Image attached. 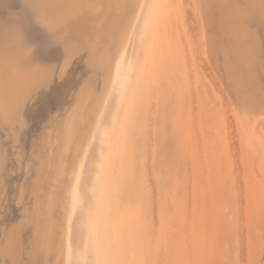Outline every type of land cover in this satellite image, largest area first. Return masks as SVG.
I'll list each match as a JSON object with an SVG mask.
<instances>
[{"label":"rangeland","instance_id":"rangeland-1","mask_svg":"<svg viewBox=\"0 0 264 264\" xmlns=\"http://www.w3.org/2000/svg\"><path fill=\"white\" fill-rule=\"evenodd\" d=\"M155 1L145 0V6L138 14L124 50L123 66L126 68L132 62L135 64L128 70L127 89L123 97L114 95L107 103L100 124L106 136L98 139L100 134L97 133L83 163V172L77 185L79 206L74 210L69 224L73 259L74 255L79 256L74 264H264V119L259 120L263 116L258 114L261 108V114L264 115V105L256 112L258 103L254 102L255 97L264 103V86L260 84L264 81V21L259 14L261 12L253 10L252 0H227L225 6L221 0H179V3L177 0H159L161 6L165 2L167 14L171 11V4L174 9L171 16L175 11L177 15L179 12V19H176L179 22H174L170 27L175 20L168 19L170 22H165V19L155 18ZM237 1L242 3L243 9L253 11L250 15H242L243 20L260 37L257 53L261 63L256 65L255 81L249 85L244 77L245 61L241 56V48L228 29L231 26L230 14L234 12ZM26 3L23 0H0L1 32L6 27L9 30L16 23L15 17L26 16L29 22H35L33 10ZM200 4L203 5L202 10ZM219 7L224 11H220ZM168 23L170 28L179 23L178 28L184 29L183 36L181 28L178 29L181 34L178 33L177 38L181 37L179 40L173 37L177 33L174 30L176 28L169 30L168 27L165 30ZM202 30L205 34L201 33ZM165 31L169 33L165 34ZM46 34H50L49 31ZM213 34L216 36V40L213 36L216 45L209 42L213 41ZM47 35L48 42L53 41L51 34ZM163 36L166 40L162 39ZM184 36L186 41L182 40ZM34 37L31 41L38 42L39 36L34 34ZM109 39L105 41L110 48L114 46L112 50H116L118 42L110 43ZM178 46L180 50L183 49L181 53L185 52L182 53L184 56ZM215 46H218V51ZM220 46H224L223 49ZM213 47L217 52L216 57ZM39 52L43 58L54 54L53 50L44 48H40ZM209 54L212 59L207 58ZM212 65L221 69L222 76L220 70L217 73ZM141 81L146 82L145 88ZM71 82L69 79L68 85L63 86L56 80L52 84L53 90L43 89L36 95L30 104L34 106V113L29 112L26 117V122L30 121L28 139L24 140L23 147H19L21 143H12L15 148H23L24 159L20 156L23 163L21 176L23 181L26 180L24 184H28L27 187L32 186V192L36 188L35 194H41V189L43 194L49 186L47 175L50 167L44 163L45 152L35 153L33 149L51 146L46 139L48 129L57 133L56 122L48 121L52 117L53 106L62 109L70 93L75 90L77 95L81 87V80H77L76 85ZM131 85L139 89L134 90ZM142 88L143 92L147 89L144 95L139 91ZM68 100L71 103L72 99ZM237 105L245 109L237 108ZM237 109L243 111H239V114L246 112L243 117L245 120L249 116V122L261 125L257 124L256 128L251 123L255 127L249 128L247 120L248 125L244 119L240 121L241 116L238 118ZM254 109V114L249 113ZM255 115L260 118L254 121L251 116ZM243 129L247 130L246 133L252 129L248 137L254 132L250 141H254L262 151L255 149L256 146L252 147L253 143H246L247 134H244ZM18 155L17 152L15 156ZM39 159L41 165H45L42 167L39 164L42 170L46 172L49 169L46 174L43 172L42 175V170H39L36 175L33 165ZM11 161L8 167L10 165L12 170L17 169ZM28 161L32 162L29 164ZM24 166H29V169ZM9 175L7 179L4 178L6 183L0 180V241L14 236L11 242L17 243L6 249H9L7 253L10 255L4 254L0 246V264H15L20 245L26 240L24 244L29 246L28 234L33 236V219L27 220L29 224L25 223L24 229L23 223L16 227L17 224L13 222L17 219L2 214L5 208L11 207L14 199L12 188H9L14 181L9 184ZM38 175L45 182L40 179L42 187H39V191L37 187L40 182H32ZM29 202L28 210L34 205L32 196ZM4 224L10 225L9 229ZM1 225L5 230H1ZM6 229L7 234L10 232L8 236L3 234ZM41 244V240L33 243V253L27 264H41L46 259V250L43 249L44 254Z\"/></svg>","mask_w":264,"mask_h":264},{"label":"bare ground","instance_id":"bare-ground-1","mask_svg":"<svg viewBox=\"0 0 264 264\" xmlns=\"http://www.w3.org/2000/svg\"><path fill=\"white\" fill-rule=\"evenodd\" d=\"M23 1H26L31 6L29 7L32 8L31 10H33L35 22L34 23L29 22L28 17L26 16H22V17L20 16L18 17L19 18L18 20V18L16 19L15 17L16 14H15L14 20H16L15 21L16 23L14 24L13 23L14 21H13L12 24L14 25L11 26L9 30H8V27H6V29H4L2 32L0 31V180L3 183H6L4 178L7 179V175L10 174L8 177L9 184H11V181H14L13 186L9 187L10 190L12 188V192H13L12 196H14L13 203L11 204V207L9 209L5 208V210L2 211V214H4L7 218L17 219L16 221L13 222V224H17L15 225L16 227H18V225L21 226L20 224L22 223H23L22 226L25 223H28L27 220H29L30 218L33 219L32 230H31L33 232V236L28 234L30 236L28 241H30L31 244H29L28 246L24 244L26 240L25 242L22 241L23 243L20 245V250L17 254L18 257L16 258L17 261H14L15 258L11 259L12 261L15 262V264L16 263L18 264V261H19V264L20 263L27 264L28 258H30V256L33 253L32 252V250L34 249L33 243H37V241L39 240L42 241V244L40 246L43 245V248L40 247L41 250L43 251L44 248H45L44 250H46V254H45V251H43L44 254L46 255V259L44 258L41 264H74L75 260L76 261L79 260V256L74 255L75 259H73L72 254L74 253V251H72V248L70 246L69 224H70V220H71L74 210L79 206V203L77 201V185L79 183L81 172H83L82 171L83 163L90 150L91 144L94 143V140L96 139L97 133L99 132L100 134L98 139L99 138L102 139L106 136V131L100 128V124H101V119L106 110L107 103L109 102L111 97L114 95H117L118 97H121V96L123 97V94L127 89L128 76H129L128 70L131 68L133 62L131 65L127 66L126 68L123 66V57L125 53L124 50H125V47L127 46L126 44L128 43V40L130 38V34H131V31L133 30L135 21L137 17L139 16L138 14H140L143 6H145V0H23ZM177 1L179 3V0ZM214 1L218 2V0H214ZM226 1L227 0H221V3L223 6L227 4ZM246 1L249 2V0H246ZM156 3L157 4H155V7L153 9L154 14L156 15L155 18L165 19V22L169 21L170 19L171 21L175 20V21H172V23L170 24V27L172 26V24H174V22L176 23L179 22L176 20V19H179L178 18L179 12L177 15V11H175V14H172L171 16V12L174 13V11H172L173 9V7L171 6L172 4L169 6V8L171 7L170 8L171 11L169 8H167L170 11V13L167 14L165 12L167 11L165 9L166 8L165 2H164V6H161V3L159 0H157ZM201 5L202 4H200V10H202ZM215 5H218V4H215ZM251 5H252V8H254L253 10H257L261 12L259 14H261L262 19L264 21V0H252ZM223 8H220L219 10L224 11L222 10ZM143 12H144V9H143ZM205 12L207 13V11ZM251 12L253 11L243 9L242 3H240V1H237L234 12L230 14L231 22L229 24H231V26L230 28H228L229 31L234 36L235 42L241 48V56L243 60L245 61L244 77L248 80L247 82L248 85L252 84L255 81L254 80V76H256L254 75L255 68L257 71L256 65L258 63H261L259 59V55L257 53V46L260 40L258 32L252 29L246 22H244L243 16H242L245 14L250 15ZM166 14L168 16L165 17ZM173 15L175 16L174 19L172 18ZM201 17L203 18V13ZM226 17H229V16L226 15ZM202 18H200V21L202 20ZM208 18L209 17H207V22H208ZM182 19L180 18V20ZM202 22L204 21L202 20ZM180 24L183 25L182 23ZM148 25L150 24H147V26ZM205 25L207 26L206 23ZM176 26L177 24L173 25L172 27V28H176L174 30L177 33L173 32L176 36L172 33V31L171 33L174 35L173 37L177 38V36L180 34L179 30L181 27L178 28L179 23H178V26L177 27ZM168 27H169V23H168V26H165V30H167ZM170 27H169V30L172 29ZM45 29H47V32L49 31L53 41L49 40L48 42L47 39L49 38L48 35L50 34L48 35L46 34L48 36V38L46 39L45 33L47 32H45ZM203 30L201 31V33L205 34ZM181 31H182L181 34L183 36L184 29L181 28ZM168 33H166L165 31V34H168ZM28 34H30V36ZM34 34H37L39 36L38 42L31 41V38L34 37ZM145 34H147V28L145 29ZM207 34L209 35V33ZM31 35H33V37ZM213 36L214 34L212 35V39H213ZM185 37L186 36H184L182 40L184 39V41H186ZM204 37L206 39V35ZM214 37L216 40V36ZM107 38L108 39L111 38V40L109 39L110 43H114L113 41L118 42V46H116L117 47L116 50H112L114 46L113 47L111 46V48L109 47L108 42L105 41L107 40ZM165 38L166 37L164 36L162 37V39H165ZM178 38H181V37H178ZM178 38L177 40H179ZM54 40H56V42ZM173 40H174L173 44H175L176 41L174 38ZM203 41H205L204 38H203ZM206 41H208V39H206ZM209 42L211 43L214 42L213 44L216 45L214 39L213 41L210 40ZM35 43H36V46H35L36 48L34 47ZM209 44L210 43H208V45ZM185 45L186 44H184V51H186ZM6 46L9 48L8 49L5 48ZM179 47L180 46H178V48ZM211 47H210V50L212 49ZM223 47L221 48L223 49ZM40 48L53 50L54 54L49 57L45 56V58H43L40 54L42 50L39 52ZM217 48L218 46L216 47V50ZM213 49L215 50L214 47ZM182 50L183 49L180 50L179 48L180 53ZM214 50L212 51L214 52L213 54L216 57V54H215L216 50L215 51ZM213 54L211 55L214 56ZM188 57L189 56H187V60L185 59L186 61H188L189 59ZM209 57H210V54L209 56H207V58L209 59ZM185 58H186V55H185ZM214 61H215V58H214ZM135 62H137V60ZM216 62H218V59H216ZM212 63L213 62H211L210 64ZM218 69L220 70V73ZM216 70L218 71L217 73L221 74L220 68H216ZM135 71L137 72V70ZM233 72H235V70ZM220 76H222V74ZM234 76L236 77L235 74ZM69 79H71L72 81L71 83L72 84L74 83V85L78 84L76 82L77 80H81V87L78 89L77 95H76L75 90H73V93H70L71 96L69 95L70 97L67 98V101H65V104H64L65 106L62 109L60 108L58 109L57 107L53 106L52 117L49 120L47 119L49 122H56L55 126L57 128L56 134H54L53 130L48 129L49 131H48L46 140H47V143H50L51 146L48 147L46 145V147L44 146L42 149L40 148L33 149V152L35 153L45 152V157H43L45 160L44 163L46 165L48 164V166L50 167V170L48 169L49 172L47 175L49 186H47L43 194H42V189H41V194H35L36 188L34 187L35 189L32 192V188H31L32 186L27 187L28 184L27 185L24 184L26 180L23 181L24 178L23 176H21V174L23 173L21 171V168L23 167L22 165L23 163L21 161L22 158H20V156H22L23 159H24V156L22 154L23 148H19V147H23L24 140L28 139L27 128L29 126L30 121L26 122V117L29 114V112H31V114L34 113L33 112L34 106H31L30 104L33 102L34 99H36L35 98L36 95H38L43 89L51 88L53 90L54 86H52V84L56 82V80H59L61 82V85L63 86L68 85ZM238 80L239 79H237V81ZM260 84H263L264 86V81L261 82ZM74 85H71L72 88L75 87ZM254 85L255 84H253L252 86ZM145 87H146V82L144 83V88ZM136 89L138 90L139 88H136ZM136 89L134 88V90ZM146 90L144 89V92H143V88H142V91L141 90L139 91L143 93L144 95ZM136 94L139 95L140 93H135V95ZM74 95H76V97L73 99ZM131 97L132 96L130 94V98ZM69 98L72 99L71 103H68ZM141 98L139 100H141ZM139 100L137 102H140ZM254 102L258 103L257 105L258 107H255V109L257 110L258 108V110L256 111L254 109V111L252 112H249L251 111L249 110L248 112L251 114H254L253 112L255 111L259 112L260 106L263 107L262 105H264V103H262L260 100H256L255 97H254ZM234 105L236 106L235 103ZM238 107L245 109L242 106L237 105V108ZM248 109H250V107ZM239 111H242V110H239ZM239 111L237 112L238 118L241 116L240 121H243L244 119L243 117L246 114V112L245 114L240 113L241 114L240 115ZM261 113L262 112L260 108V112L258 114H260L261 117L262 116L264 117V115H262L263 113L262 114ZM91 115L92 116L94 115V116L92 117ZM256 115L255 117L251 116V119H254L255 121L256 118L258 119L260 118V117H257ZM263 117L259 120L264 119ZM246 118H248V120L247 119L246 120L249 122L250 117L246 116ZM246 120L244 119V121ZM247 121L246 123L248 125ZM249 123L250 124L248 127L250 128L252 127L251 125L252 122H249ZM254 123L252 124L255 125ZM257 124L258 123H256L255 125L256 128H257ZM245 125H242V127L243 126L244 128L247 127ZM253 127L252 129H254ZM252 129L249 133H246L247 130L243 129L244 134L245 135L247 134V138H248L247 139L245 136L246 143L251 144V145L254 141L252 142L250 141V139L253 136L254 132L251 135H249V137H248V134L252 132ZM257 132L255 131V133ZM262 134L261 136H263ZM8 137H10V139H8ZM12 138L13 140H11ZM263 140H264V136H263ZM12 143H16V144L21 143V145L18 148H15L12 146ZM254 144L255 143H253L252 147L256 146V144L255 145ZM254 148L255 149L258 148L259 151H262L260 147L256 146ZM258 150H255V151L258 152ZM17 152L19 153V155L15 156ZM234 153H236V151ZM13 159L15 160L13 161ZM10 160H12L11 162H14L15 165L17 166V169H13L14 172L12 170L13 167L10 168V165L8 167V164H10L9 163ZM32 161H30V163ZM258 161H260V159ZM41 162L42 161L39 159L36 163H34L35 165H33V163L31 164L35 167L36 175L38 174L39 170H42V168L40 167L42 166ZM14 163L12 164L14 165ZM24 167L26 168V166ZM27 168L29 169V166H27ZM10 170L12 171V173H10ZM19 171L21 173H19ZM26 171L28 172L29 170H26ZM31 171H33L32 168H31ZM47 171L44 172L42 170V175H43V172L46 174ZM37 178L39 180L36 181ZM41 178H39V175H38V177L35 176V179L33 178L34 180L32 181L34 183L38 181L40 182V183L38 182L39 186L38 184H37L38 187L36 186L38 188V191H39V187L41 186L40 185L42 181ZM48 184L46 182V185ZM3 196H6V195H3ZM31 196L33 197L34 205L32 208H30V210H28V204L30 205L29 199L31 198ZM6 225L4 224L3 226H6ZM3 226L1 225V227ZM9 226H8V229H9ZM11 226H14V225H11ZM2 229H4V227L1 228V230ZM8 229H6L4 233L2 232L3 234H5V236L7 234ZM20 230L22 231L23 229L21 228ZM12 232L13 231H11V234ZM14 233H16V230H14ZM3 234H2V237H3ZM8 235H10V232L9 234H7V236ZM13 237H11V239ZM20 237L22 238V236ZM11 239L6 237V241H0L2 242L0 245L2 248L1 250L3 251L4 254H9L7 253L9 249L8 251L6 249L10 248L11 244L15 245L17 243V242L16 243L11 242ZM13 241H14V238H13ZM37 247H38V244H37ZM11 249H14V248H11ZM35 250H36V247H35ZM39 253H41L40 250H39ZM40 255L42 256L43 253ZM7 258L5 259L6 261H8ZM32 261L33 259L31 260V262Z\"/></svg>","mask_w":264,"mask_h":264}]
</instances>
